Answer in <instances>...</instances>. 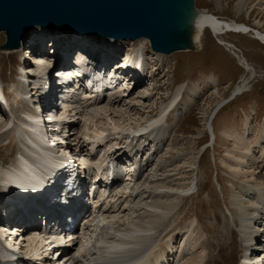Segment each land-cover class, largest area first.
Masks as SVG:
<instances>
[{"label": "rangeland", "instance_id": "374dc122", "mask_svg": "<svg viewBox=\"0 0 264 264\" xmlns=\"http://www.w3.org/2000/svg\"><path fill=\"white\" fill-rule=\"evenodd\" d=\"M236 3L237 0L223 1L221 5L214 0H195V6L200 12L206 11L222 20L246 24L264 33V2L253 1L242 10L243 12H238ZM29 35L25 44L19 50L12 52L5 48L6 32L0 33V80L11 97L6 110L0 111V161L6 162L7 165L13 161L17 145H15V135L6 132V129L16 124L18 119L22 118V114L26 116L27 112L33 110L32 106L36 107L34 108L36 111L37 108L39 109V105L35 106L33 101L21 99L23 96H28L21 91L18 94L21 101L18 103L15 97L18 87H15L14 83L22 80L29 84L32 79L33 87L39 84L38 80L36 81L29 73L38 70L39 60H35L38 54H34L33 51L34 47L42 44L46 37L50 39L63 36L62 38L66 40L75 37L73 33H62V31L56 33L43 28H36V31L30 32ZM189 35L190 32L187 30L183 39L188 40ZM102 37L105 36L77 38L88 50L102 49L116 44L119 50L116 57L117 55L123 57L127 51L133 54L144 52L146 68L143 84L135 86L129 98L125 95L119 103L104 98H102L103 103L93 100L88 102L89 104H83L84 102L78 101L71 104L66 112L59 110L58 115L53 117L54 120H57L63 128L65 117L67 118L69 112L78 113L79 120L71 131L75 134L70 136L69 141L77 149L74 140L80 137V141L82 140L84 144L83 150L85 149L83 153L89 159L95 152L99 153L98 157L90 160L92 166H97L105 160L106 154L115 151L119 146L123 147L122 151L130 152L134 144L126 140L127 134L132 132L134 126L148 124L149 122L146 121L155 119L182 88L183 95L178 101L180 114L178 115V110L172 112L175 108L169 111L163 125L171 128L169 127L168 134L160 141V152L156 158H152V165L150 164L149 170H146V176L156 175L155 171L159 166L180 155L183 162L192 166L190 169L180 170L179 173L183 172V174L181 178L178 177L181 187L190 188V193H184L187 196L180 200V211L178 210L173 217L174 220L169 219L170 221L163 224L158 233H161L160 235L167 233L165 237H169L177 232L175 227L190 228V224L196 222V231L201 236L200 241L207 251V257L202 264H238L245 245L241 233V218H249L248 216L252 215L249 210L253 201L252 197L246 200L247 190L251 187L253 189L264 187V44L254 38L252 33L247 35L228 33L221 39L228 46L234 47L229 50L227 45H220L219 39L206 30L196 47L158 56L145 39H141L140 43L129 48V41L103 40ZM55 42H57L56 47L62 50L67 58L78 49V46L71 48V45L68 46L66 43L64 45L61 41ZM54 44L56 43L50 42L42 45V51L45 52L43 57L53 58L50 59L48 69L54 61V56L51 55ZM63 45L65 50L62 49ZM240 59L246 60L254 71L245 69L240 64ZM18 64L22 65L18 66ZM52 74L54 75L53 71ZM245 80L249 81L248 91L235 96L237 98L233 100L234 90ZM41 84L43 86V82ZM198 91L202 92L200 97L193 99ZM51 93L54 94V84ZM32 95L29 94V100L38 99V94L34 97ZM79 102L82 104L80 105ZM246 127L249 129L248 135H246ZM101 130L107 132V138L103 139V146L93 149L88 144L98 139L97 134ZM164 130L160 131V135H163ZM233 133L247 136L245 137L248 141L247 149L240 151L239 143L229 137ZM261 137L263 141L259 145L258 141ZM8 141L10 145H5L4 143ZM150 141L153 139L141 140L150 151L143 158L145 161L156 148L154 142L149 144ZM250 148L252 151L248 152ZM53 149L55 154L61 155L59 149L50 148ZM241 152L242 157H245L242 161L244 166L241 170H236L238 154ZM108 157V161L111 160ZM136 158L140 160L141 156ZM146 180L143 178L141 183ZM126 185L127 183H122V190ZM116 194L119 193L112 192L110 195ZM237 194L241 195L237 197ZM123 197L124 195L120 194L116 199L120 198L119 201L123 202L125 201ZM116 215L109 218L114 219L113 221L112 219L108 221L116 222L118 219ZM148 234L150 235V232ZM154 234L157 233L152 231L151 235L155 236ZM181 240L183 238L180 237L177 243L179 250L185 244ZM83 244L79 242L70 253H76ZM181 252L183 253L182 250ZM184 255L189 256V253L184 252ZM191 256L195 257V255Z\"/></svg>", "mask_w": 264, "mask_h": 264}, {"label": "bare ground", "instance_id": "6f19581e", "mask_svg": "<svg viewBox=\"0 0 264 264\" xmlns=\"http://www.w3.org/2000/svg\"><path fill=\"white\" fill-rule=\"evenodd\" d=\"M214 1L221 5L223 1L228 2L233 0ZM253 1H257L259 3L264 2V0H237L236 4L238 12H243L242 10H244ZM194 2L195 0H188V3L186 4L187 10L184 16L183 27L189 30L190 35L187 40L188 42L185 44L187 48L184 51H187L189 47L191 48L199 45L201 41L200 38L203 32L206 30H209L216 39L218 38V42L222 46H226L227 44L221 39V37L228 33L244 35L252 33L254 35V38L264 44L263 32L256 30L246 24L237 23L236 21L222 20L219 17L214 16L213 14L207 13L206 11L200 12L194 5ZM36 28H43L46 31H53L56 33L61 32L54 29L50 30L45 27H35L31 31L25 33L19 45L6 47L7 50H11L12 52L19 50L30 36L29 33L34 30L36 31ZM62 33H73L75 34V37L71 39L69 38V40L62 38V35V37L57 36L58 38L53 37L49 39L46 37L43 41L41 40L43 42L42 44L36 45L34 47V54H38L37 59H35L36 61L39 60V62L37 63L38 70L30 72L29 74H31L32 77L34 76L36 81L38 80L39 84L33 87L31 82L32 79L31 81H29V84L24 83L25 81L23 82L22 80H17V82L14 83V86L18 87L17 89L15 88V97L18 103L21 101V99L28 102L33 101L35 106L39 105V109L37 108V111H40L41 109L44 111L43 104L45 102H49L48 104H51L53 107L57 103L58 92L57 84L54 80L55 77L52 74L53 64L48 69V66L50 65V59L53 58L51 56L50 58H47L48 56L43 57V54L45 53L42 51L43 44H49L50 42L56 43L53 45V51L57 52L60 58H67V55L63 54V51L56 47L57 42L55 41H58V43H60L61 41L64 45L65 43L68 46L71 45V48H74V46H78V49L76 51H80L83 50V48L81 47V42H79V39L77 37H81V35H83V37L96 36L86 35L73 31H64ZM102 39L108 40L112 38L102 37ZM74 40H78V42H74ZM145 40L149 42L147 39ZM140 42L141 39L129 41L128 47L132 48V46ZM230 48L234 47L228 46L229 50ZM62 49L65 50L66 48L64 47ZM98 50H94L91 52L94 55H92L93 57H100L101 55V57L108 56L110 58H115L116 54H119V50L117 49L116 44H113L111 48L107 47ZM83 53L86 52L83 51ZM128 53H130V51H128ZM143 54L144 52H142L141 54L137 53L139 58ZM155 54H158V56L169 55L161 52H155ZM69 57L71 58L72 55L68 56V58ZM89 57L91 56H88V58ZM129 58L135 59V57H132L131 55H129ZM130 59L129 61H127L125 66L133 68V66H131L132 62L129 63ZM89 60L92 61V59ZM240 62V64L244 66L248 71H254L246 60L240 59ZM23 64H25V62ZM21 65L18 64V66ZM67 66H69V68H67V71H71L65 75L68 77L75 74L73 73V71H80V69H84L86 64L83 60H80L77 68L74 67V64L70 65V62L67 64ZM88 70H90V67L88 68ZM142 70L143 68L137 71V73H139V80L134 84L132 90L127 94V98H129V95L134 90L135 86H138V84L140 83L143 84V79H141ZM118 79L119 77L111 78V80ZM40 82H43V86ZM248 82L246 80L243 81V83L239 87H237L236 90H234L232 96L233 100L237 98L235 96H240L248 91ZM153 83L154 82H152V84ZM53 84L54 94L51 93ZM180 89L181 90L177 91L178 93L176 92L177 96L172 101H170V103L164 109L161 110L160 114L157 115L155 119L146 121L149 122L148 124L142 123L140 126H134L132 128V132L127 134L126 140L130 141L131 144H134L130 151H135V154L132 156L134 160L131 159V162L125 167L127 175L131 177L127 179L130 183H127L123 190L120 186V183H122L121 181H114L112 186L111 184L107 186L106 182L99 184V196L106 197V202L99 213L94 212L92 214H88L87 219H83V221L85 220L84 227L86 228V230L81 235L82 243H84L82 245V248L78 249L76 253L72 255H66V253H62L61 257L64 258V260H61V258L58 261L52 260L53 257L51 256L50 249L52 247L54 248V246H62L65 250L66 247L71 246V244L75 241L73 240L68 242V240L72 238V233L70 231H67L65 226L66 224L61 225L60 222L55 221L54 218H52V220H48L49 222H45L44 228L41 230L36 231L37 229L35 228L37 226L33 227V229H35L34 232L27 236L26 241H24L26 244L23 247L22 242L24 239H19L18 234L19 232H21L22 235H25V233H23L22 231H26L25 226H28V224L23 225L17 222L11 223V219L8 221L6 219H3L2 217L3 214L9 217L13 216L12 214L16 213L17 208L13 207L9 211V208H7V206L15 205V202L20 203L21 200L26 205V207H35L37 204H39V208L44 211H50L56 207H59V209L61 210L72 208V205L76 203L81 196V193L78 192L77 188L75 187L76 185H79V181H77L75 185L73 184L74 181L72 179H74V177H77V174H80L81 169H83L84 167H88L89 169L88 164L85 163L88 159L87 155L83 153L85 149L83 150L84 144L81 142L82 140L80 141V137L74 140L77 149L76 147L73 149L69 144V147L67 148L73 149L76 154H71V152H69V150H67L65 147L67 142L66 137L72 135V133L70 134V132H68L70 126H74L75 123L79 120L77 116L78 113L73 112L76 113L73 115V113L69 112L67 118L65 117V127L62 128L61 124L57 122V120H54V118H52L51 116L47 118H41V116L35 111L36 109H34L36 107L30 105L32 106L31 108L33 110L27 112L26 116L22 114V118L18 119L16 124L14 123L6 129V132L9 131L10 134L15 135V140H17L18 142V153L14 156L11 164L6 165V162L4 163V161H0L2 164L0 176V211L3 210V214H0V225H3L5 227L6 224L8 225L10 223L9 226L11 227V230L9 228H0V264H33L31 259L36 261V263L34 264H127L131 261L132 264H180L183 261L184 262L181 264H202V262L205 261L207 257V251L205 250L206 248L203 243H201L200 241L201 236H199V233H197L196 231V222H192L190 224V228H182L181 226L175 227V230L177 232L169 237H165L166 235H168L167 233H162V235H160L161 233H158L162 225L166 224L169 219L174 220L173 217L178 213V210L180 211V200H182V197H185L190 193V188L184 189L181 187L180 178L182 177L183 172L179 173V171L190 169L192 166L183 162L182 157H180L179 155L178 157H174L171 161H165V163L158 168L156 167V175H149L148 177H144V174H147L144 173L141 175L140 173L141 176H139L136 182H133V177L137 173V170L135 169L139 165V163L135 160L136 157H138V155H141L142 159L144 155L146 156L150 152L146 148L147 145H143V143H141V140L146 139V141H148L149 139H153V141H150L149 144L154 142V146L156 147L151 155L147 158V160H144L145 163L142 162L143 169L149 170V167L152 165V158H156V155H158L160 152V141L165 135L168 134V130L171 128V126H169V128L163 125V122L165 121L169 111L175 108L172 112L178 110L177 113L179 112L178 115L180 114V111L178 109V101L183 95V89ZM41 90L43 91L40 92ZM75 90L77 92L78 100H76L75 97L74 99H71L74 102H65L62 110L63 112L68 111L69 106L77 101H82L84 102L83 104H89L88 102H91L93 100L99 101V103H103L104 101L102 100V98L106 100V98L108 97L111 101L113 100V102L119 103L120 100L122 101V98L125 96L120 93L118 94L116 91H113V93L102 92L100 93V95L93 96L89 95V92H87L88 94L80 93L81 91H85L84 89L81 90L76 88ZM20 91L26 93V95L28 94V96H23L21 99H19L20 97L18 94ZM30 93L33 94L32 97L37 96V94L39 96H42L43 93V95L45 96H42L40 99L41 101L44 98L46 100H44V103L38 102V99L29 100L28 97ZM201 93L202 92L199 91L196 92L193 96V99L198 98V96L200 97ZM0 97L3 98L1 94ZM80 97L87 98L79 100ZM79 104L81 105L82 103L79 102ZM7 105L8 101H5L6 108ZM0 108L1 111L3 109L1 103ZM217 113L218 111L216 112V114ZM37 116H39L40 118H38ZM47 123L52 126H46ZM46 127H48L51 131H57V129L59 130L57 132L55 131V140L53 144L51 143L50 146L45 145L47 144L46 139L48 135H46L44 130ZM162 129L165 130L163 132V135H160V131H162ZM210 129L212 128L210 127ZM245 131L246 135H248L247 133L249 132V129L247 127ZM106 133L107 132L102 130L98 132V139H96V141L93 140L94 142L88 144V146L91 145L93 149H97L103 146V139L107 138ZM212 133L214 136V132ZM140 134H143V136L134 138V136ZM229 137L234 138L236 142L239 143L238 145L240 146V151L247 149L248 141L246 140L247 138L245 139V137L247 136H240L239 133H233ZM262 141L263 139L261 137L258 141V144L260 145ZM4 144L10 145V143L8 144L7 142H5ZM51 147L59 149L58 151L61 153V155L59 156L55 154L56 152H54V149L50 150ZM122 149L123 147L119 146L115 149V151L110 152V155H105V160H103V162L97 167L98 179L100 178L105 179L106 181H110L113 171L111 167L109 169L106 168L109 165L107 157L109 155L108 158L112 159V164L114 163L115 159L118 163H123L124 160L128 158V154H130V152L126 153L127 151H122ZM146 150L148 152H146ZM251 151V148L248 149V152ZM238 155V163L236 164L238 166H236L235 169L241 170V167L244 166V163H242V161L245 157H242V152ZM142 164H140V166H142ZM67 165H71V167L73 168L77 167L75 169L78 170L75 171V174H70V181L66 183V185H63L61 184V171H63V167ZM143 178L147 180L144 183H141L143 181ZM92 184L97 186L98 183L93 182ZM59 185L60 187H58ZM258 188L259 189H253V187H251L250 190H247L248 195L245 196L246 200L247 198L252 197L253 203L251 201L252 204L249 210L250 212H252V215L249 213V218H241V233L243 241L245 243L243 253L246 255L251 254V257H246L245 260L241 262V264H264V187ZM255 190L257 191L254 192ZM72 191L74 192L72 193ZM31 192L32 195L30 197H27L26 200H23L25 199L24 196L29 195ZM108 192L109 194L107 196ZM112 192H118L119 194L112 196L110 195ZM185 192H187L186 195L184 194ZM120 194L124 195L123 198H125V201H119L122 196L116 199V197L120 196ZM240 195L241 194H237V197H239ZM99 202L100 199L96 202V205H98ZM137 202H139L138 205ZM248 202L250 203V201ZM8 212H11L12 214H9ZM115 214L118 215V219L116 220V222L108 221L111 220L112 218H109L113 217V215ZM57 216H62V213H59ZM113 220L114 219H112V221ZM76 224V219H74L71 223L72 231L75 229V227H77ZM152 231H155V233L157 234H154L155 236H152ZM149 232L150 235L148 234ZM180 237L183 238L181 242L185 243L183 246H181V250L183 251V253L181 252V250H179L180 247H178L177 245ZM248 244L249 246H247ZM5 245L19 252V254L22 255L24 259L20 261L15 260L17 257L16 254L12 252V250L8 249ZM184 252H188L189 256L195 255V257H185ZM47 256L48 258L52 257V259L44 261V258Z\"/></svg>", "mask_w": 264, "mask_h": 264}, {"label": "water", "instance_id": "95a60500", "mask_svg": "<svg viewBox=\"0 0 264 264\" xmlns=\"http://www.w3.org/2000/svg\"><path fill=\"white\" fill-rule=\"evenodd\" d=\"M187 3L188 0H0V33L7 34L5 48L19 45L26 32L39 26L115 40L147 39L153 51L172 54L187 48L188 41L183 39L188 30L183 27ZM1 165L0 162V176Z\"/></svg>", "mask_w": 264, "mask_h": 264}]
</instances>
